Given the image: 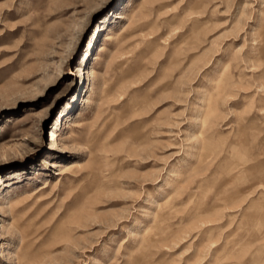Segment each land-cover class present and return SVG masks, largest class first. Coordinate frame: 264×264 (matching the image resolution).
I'll return each mask as SVG.
<instances>
[{
  "label": "rangeland",
  "instance_id": "1",
  "mask_svg": "<svg viewBox=\"0 0 264 264\" xmlns=\"http://www.w3.org/2000/svg\"><path fill=\"white\" fill-rule=\"evenodd\" d=\"M263 32L264 0H0V264H264Z\"/></svg>",
  "mask_w": 264,
  "mask_h": 264
},
{
  "label": "bare ground",
  "instance_id": "2",
  "mask_svg": "<svg viewBox=\"0 0 264 264\" xmlns=\"http://www.w3.org/2000/svg\"><path fill=\"white\" fill-rule=\"evenodd\" d=\"M262 36H263V42H264V32H263V35H262ZM220 88H221L220 90H223V89H224V84H223V83L220 84ZM246 162H247V161H246ZM18 227H19V226H18ZM22 232H23V231H22ZM27 255H28V254H27Z\"/></svg>",
  "mask_w": 264,
  "mask_h": 264
}]
</instances>
